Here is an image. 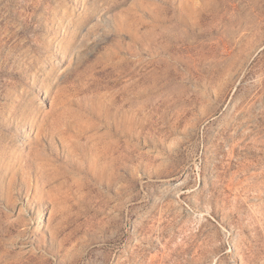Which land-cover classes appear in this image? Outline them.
I'll return each mask as SVG.
<instances>
[{
    "label": "rangeland",
    "instance_id": "obj_1",
    "mask_svg": "<svg viewBox=\"0 0 264 264\" xmlns=\"http://www.w3.org/2000/svg\"><path fill=\"white\" fill-rule=\"evenodd\" d=\"M0 264H264V0H0Z\"/></svg>",
    "mask_w": 264,
    "mask_h": 264
}]
</instances>
